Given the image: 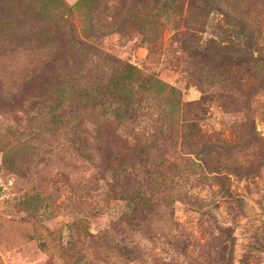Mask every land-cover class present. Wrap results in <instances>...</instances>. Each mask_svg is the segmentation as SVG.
Wrapping results in <instances>:
<instances>
[{
  "label": "rangeland",
  "instance_id": "obj_1",
  "mask_svg": "<svg viewBox=\"0 0 264 264\" xmlns=\"http://www.w3.org/2000/svg\"><path fill=\"white\" fill-rule=\"evenodd\" d=\"M259 57L264 0H0V264H264Z\"/></svg>",
  "mask_w": 264,
  "mask_h": 264
},
{
  "label": "trees",
  "instance_id": "obj_2",
  "mask_svg": "<svg viewBox=\"0 0 264 264\" xmlns=\"http://www.w3.org/2000/svg\"><path fill=\"white\" fill-rule=\"evenodd\" d=\"M225 15V14H224ZM260 59L264 60L263 57H259ZM223 169H228L227 166H225V168ZM226 178V177H223L222 180ZM222 184H225V182H223ZM150 199L149 198H143L141 201L138 200L136 202H134V207H135V211H138V210H143L144 209V205H147L149 208L152 207V204L150 203Z\"/></svg>",
  "mask_w": 264,
  "mask_h": 264
}]
</instances>
